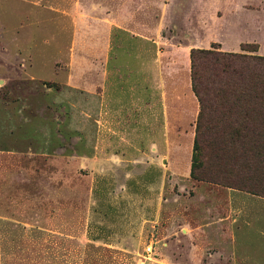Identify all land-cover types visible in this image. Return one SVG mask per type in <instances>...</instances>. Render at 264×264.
<instances>
[{
	"label": "rangeland",
	"instance_id": "374dc122",
	"mask_svg": "<svg viewBox=\"0 0 264 264\" xmlns=\"http://www.w3.org/2000/svg\"><path fill=\"white\" fill-rule=\"evenodd\" d=\"M191 49L264 58V0H0V264H264L249 62L200 112Z\"/></svg>",
	"mask_w": 264,
	"mask_h": 264
},
{
	"label": "trees",
	"instance_id": "16d2710c",
	"mask_svg": "<svg viewBox=\"0 0 264 264\" xmlns=\"http://www.w3.org/2000/svg\"><path fill=\"white\" fill-rule=\"evenodd\" d=\"M243 50V49H241ZM190 60V86L193 94L197 96L200 112L203 109L202 99L199 97V72L208 70L212 75H231L241 81L243 71L235 69L234 66L239 61L249 62V72L245 76L249 84V149L240 148L241 156L233 161L243 162L239 166L249 167V192L254 195L263 194L264 197V58L255 55L224 54L214 50L191 49ZM205 63L207 65H205ZM236 80V81H237ZM235 86L239 83L235 82ZM198 129V120L196 121ZM199 133L196 131L193 141L191 156L190 175L195 176L199 167ZM249 153V165L245 161L243 154ZM263 159H260V157ZM254 159V160H253Z\"/></svg>",
	"mask_w": 264,
	"mask_h": 264
},
{
	"label": "crops",
	"instance_id": "0c3cea01",
	"mask_svg": "<svg viewBox=\"0 0 264 264\" xmlns=\"http://www.w3.org/2000/svg\"><path fill=\"white\" fill-rule=\"evenodd\" d=\"M6 123V122H5ZM2 153H6V150L2 151ZM264 209V208H263Z\"/></svg>",
	"mask_w": 264,
	"mask_h": 264
}]
</instances>
